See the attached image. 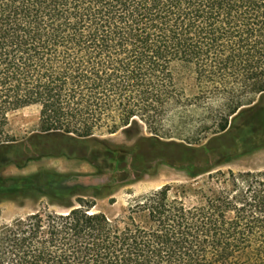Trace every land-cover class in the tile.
Segmentation results:
<instances>
[{"label":"trees","instance_id":"trees-1","mask_svg":"<svg viewBox=\"0 0 264 264\" xmlns=\"http://www.w3.org/2000/svg\"><path fill=\"white\" fill-rule=\"evenodd\" d=\"M177 68L197 95L178 91ZM213 99L264 129V0H0V167L65 157L117 172L146 153L193 152L158 126L168 106ZM30 107L38 130L15 143L7 116ZM118 132L139 137L128 148L97 137ZM200 153L182 169L214 187L165 185L116 218L94 200L113 183L39 186L61 211L0 227V264H264V170H213L217 156Z\"/></svg>","mask_w":264,"mask_h":264},{"label":"rangeland","instance_id":"rangeland-1","mask_svg":"<svg viewBox=\"0 0 264 264\" xmlns=\"http://www.w3.org/2000/svg\"><path fill=\"white\" fill-rule=\"evenodd\" d=\"M174 79L178 91L185 97L197 95L188 76L177 68ZM258 97L253 103L256 104ZM245 106L243 108H248ZM228 107L218 99L209 102L168 106L166 116L158 126V137L164 142L193 150L178 152L177 149L160 153L163 159L151 160L150 155L143 154V161L136 163V168L128 171L107 172L97 170L87 162L65 157H44L29 162L22 168L10 164L0 167V227L15 219L24 218L34 212L47 208L50 212H59L61 208L52 205L53 197L39 186L57 182L80 183L85 187H101L113 183L111 191L99 192L94 198L96 211L110 218L123 215L126 207L133 200L145 196L165 185L185 186L192 190L214 187L206 184V176L190 177L182 167L189 164H203L197 159L202 156L201 149L216 155L210 163L213 170L226 172L263 171L264 170V129L258 131L251 113L239 115L235 119L227 115ZM236 115V114H235ZM252 124V125H250ZM222 127L226 128L222 132ZM38 130V109L30 107L11 112L7 116L6 131L15 143H20ZM143 136L150 133L143 130ZM98 139L106 140L118 147L128 148L136 142L139 135L131 132L125 135L99 134ZM143 145V152H147ZM178 147V148H179ZM200 155V156H199ZM7 158L15 156L14 152L4 154ZM150 160H149V159ZM200 160V161H199ZM90 195V193H88ZM173 195V194H172ZM90 199V198H86ZM194 198L189 195V202ZM114 200V204L110 201Z\"/></svg>","mask_w":264,"mask_h":264}]
</instances>
